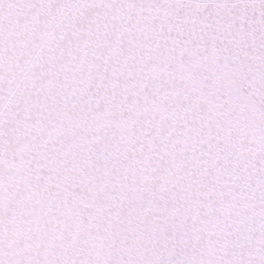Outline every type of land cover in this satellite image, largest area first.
<instances>
[{"label":"snow or ice","instance_id":"snow-or-ice-1","mask_svg":"<svg viewBox=\"0 0 264 264\" xmlns=\"http://www.w3.org/2000/svg\"><path fill=\"white\" fill-rule=\"evenodd\" d=\"M0 264H264V0H0Z\"/></svg>","mask_w":264,"mask_h":264}]
</instances>
